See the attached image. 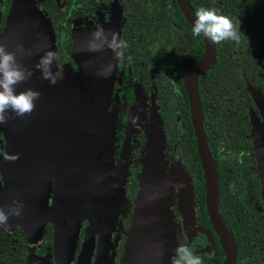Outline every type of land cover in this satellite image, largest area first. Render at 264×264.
Instances as JSON below:
<instances>
[{
    "label": "flooded vegetation",
    "instance_id": "1",
    "mask_svg": "<svg viewBox=\"0 0 264 264\" xmlns=\"http://www.w3.org/2000/svg\"><path fill=\"white\" fill-rule=\"evenodd\" d=\"M4 1L0 0V12ZM35 1L43 10L55 7L56 11H51L55 12L51 21L54 29L56 64L64 68L67 66L69 73L75 72L77 66L70 56L73 30L87 24L90 28L96 29L99 23H106L110 15L112 1L93 0L92 9L89 11L74 6L75 11L69 17L65 27L62 14L64 11L63 0H59L60 6L56 4V0ZM96 12L101 14L97 15ZM2 25L3 23L0 22V31ZM119 38L126 41L128 47L125 50L124 61L114 59L115 67L104 110V119L110 126L103 130L98 142L100 144L107 142L109 177L117 175L118 172L121 173L120 169L123 171V168L126 177L122 183L117 180L118 197L110 207L111 219L106 230L105 252L103 251L102 254L104 264H119L122 255L138 187L136 177L141 171L145 153L143 150L144 130L150 105L154 106L157 121L160 120L158 123L160 122L164 134L166 167L163 171L169 173L168 170L173 164L175 154H177L187 177L191 174L187 163L189 151L186 139L187 127L189 126L191 129L193 140L194 133L184 77L187 70L201 59L196 60L192 65H186L188 61L194 60L197 56L196 53L190 52L196 45V41L188 36L184 46L174 42L168 50L166 47L159 50V43L155 46L151 45L149 41L141 38L140 34L137 35L132 31L123 34L121 31ZM199 41L203 46L201 39ZM187 49L190 57L186 55V58L180 55ZM255 64L257 66L256 76L259 81L257 86H250L244 90V107L247 119L243 122H236L237 129L233 128L235 133L233 144L234 151L237 152V163L241 164L242 159L243 161L248 159L254 167L251 174L256 176L257 180H249V174L246 175L245 168H237L235 173L239 178V187H237L233 198L237 205L242 203L244 207H252L255 213L262 216L264 222L253 137L255 129L261 131L264 136V104L260 106L254 98L257 96L264 103L263 53L256 55ZM211 67L196 76L193 89L198 88L208 92L210 82H204L203 76L207 75V71ZM134 118L138 119L132 123ZM201 127L206 140L202 121ZM6 135H9V129L0 125V208L7 212L9 206H16L15 202H19L22 205V210L18 217L10 215L7 225H0V264H97L99 251H101L100 236L102 231L100 226L103 216L99 218L100 224L97 227L94 225L92 228L87 217L79 218L74 222V214H65L63 219L68 226L63 227L65 236L63 235L64 240L61 244L59 239H56V227L59 220L55 221L54 214H52L57 212L54 211L55 206L53 207V177L50 176L46 182L37 185L32 181L36 176H31L25 167L22 168L23 162L20 158L9 161L12 164L13 174L6 175L3 168L8 160L4 159L3 154H10ZM171 189H173L171 209L174 221L175 249L179 245L186 244L195 255L201 258L203 264H213L212 255L216 253V247L210 232L198 224L196 213L197 234L186 238L182 236L181 231L185 228L178 215L174 184ZM56 208L58 209V202ZM223 258L224 254L220 264H223Z\"/></svg>",
    "mask_w": 264,
    "mask_h": 264
},
{
    "label": "water",
    "instance_id": "2",
    "mask_svg": "<svg viewBox=\"0 0 264 264\" xmlns=\"http://www.w3.org/2000/svg\"><path fill=\"white\" fill-rule=\"evenodd\" d=\"M111 1L110 8H120L118 0ZM175 1L192 28L195 13L189 1ZM122 21L118 13L117 34ZM73 35L72 49L77 36ZM199 38L203 45V55L185 73L184 84L202 170L206 215L222 248L223 264H234L235 243L218 212L215 163L203 134L200 109L193 89L196 76L209 69L214 62V45L203 36ZM0 44H4L8 51H16L17 46L33 50L31 57L17 56L26 68L32 70L33 75L29 80L18 84L16 91L32 88L41 93L40 98L35 101V109L31 115L16 117L9 112L12 118L6 125L0 124L9 129L6 138L10 155L19 154L23 162L22 168L25 167L31 176H36L32 181L37 185L46 182L50 176L53 177V207L55 206L54 211L57 212L52 214L55 221L59 220L56 239L61 243L65 236L63 227L68 226L63 219L65 214H74V222L87 217L92 228L100 224L99 218L103 216L100 226L102 243L97 264H104L102 254L105 252L106 230L111 219L110 207L118 197L119 185L115 177H109L107 142L100 144L98 141L108 126L104 119V110L114 68L106 78L96 73L106 65L104 60L110 55L104 50L100 51L98 58L92 54L83 55L85 60L78 62L75 72L69 73L63 67L64 78L55 85L41 79L40 71L33 66L39 56L52 50L54 35L50 23L37 9L33 0H13L6 23L0 32ZM35 46L40 48L39 52H35ZM107 61V64L111 63V60ZM112 63L114 65V58ZM52 70H56L54 62ZM157 133L159 134L158 131ZM253 137L264 214V136L255 129ZM163 144L164 136L145 150L141 171L136 177L138 187L119 264H171L174 256V221L170 194L174 178L160 167ZM11 167L12 164L8 161L3 168L6 175L13 174ZM187 179L192 200L191 184L188 177ZM70 227L72 229V223ZM161 252L162 255H159Z\"/></svg>",
    "mask_w": 264,
    "mask_h": 264
},
{
    "label": "trees",
    "instance_id": "3",
    "mask_svg": "<svg viewBox=\"0 0 264 264\" xmlns=\"http://www.w3.org/2000/svg\"><path fill=\"white\" fill-rule=\"evenodd\" d=\"M33 1L50 23L54 35L51 17L55 16V12L51 11L55 10V7L43 10L35 3V0ZM92 1L63 0V26L67 25L69 17L73 15L74 6L89 11L92 9ZM97 1L107 2L108 0ZM188 1L194 13L200 7L214 8L231 18L234 24L239 21V31L243 34L239 42L227 40L219 44L213 43L214 63L207 71V75L203 76L204 82H210L208 92L198 88L195 90L207 146L215 163L218 212L235 243L234 264H264L263 218L255 213L252 207H244L242 203L237 205L233 198L239 187V178L235 173L237 168H245L246 175L249 174V180H257L256 176L251 174L254 167L248 159L246 161L242 159L241 164L237 163V152L234 151L233 144L235 136L233 128L237 129V121L243 122L247 119L244 90L250 86H257L259 81L256 76L255 57L259 53L264 54V0ZM12 2L13 0H5L3 3L0 12L2 29ZM118 4L123 20L119 37L121 31L122 34L132 31L137 35L140 34L141 38L149 41L151 45L155 46L159 43V50L164 47L168 50L174 42L184 46L188 36L196 41V45L190 52L196 53L197 56L194 60L189 59L186 65H192L202 58L203 46H201L199 36L192 35V28L183 17L175 0H118ZM52 51L55 52V45ZM180 55L190 57L189 50L187 49ZM187 128L186 139L189 145L187 163L191 169L188 177L191 184L194 214L196 213L198 224L212 236L216 247V253L212 255L213 264H220L223 252L206 215L202 170L191 129L189 126ZM240 165L241 167H238Z\"/></svg>",
    "mask_w": 264,
    "mask_h": 264
},
{
    "label": "clouds",
    "instance_id": "4",
    "mask_svg": "<svg viewBox=\"0 0 264 264\" xmlns=\"http://www.w3.org/2000/svg\"><path fill=\"white\" fill-rule=\"evenodd\" d=\"M192 35L203 36L214 44H219L227 40L239 42L241 35L239 31V21L233 23L231 18L219 13L214 8L200 7L195 12V20L192 23ZM128 44L121 40L115 31L104 29L103 25H97L96 29L90 33L88 40L83 47L75 49L81 51H103L105 48L111 50L116 61L125 60V50ZM40 48L35 46V52ZM31 57L32 49H24L17 46L16 51L6 50L4 44H0V124L6 125L12 117L9 112L14 113L16 117H25L31 115L35 109V101L40 98L41 93L32 88H26L17 92L16 86L29 80L33 72L26 68L17 56ZM56 62V53L52 50L46 51L39 56L34 68L41 73V79L47 80L51 85H55L64 78L63 67L55 63L56 70L53 71V62ZM115 65L109 63L97 71V75L108 77ZM134 118L132 123L136 122ZM4 159L15 161L19 159V154H3ZM182 187V185H179ZM16 206H9L8 211L0 208V225H7L9 216H20L22 205L15 202ZM162 255V252L159 253ZM171 264H203L201 258L195 255L186 244L179 245L175 249V256L171 258Z\"/></svg>",
    "mask_w": 264,
    "mask_h": 264
},
{
    "label": "rangeland",
    "instance_id": "5",
    "mask_svg": "<svg viewBox=\"0 0 264 264\" xmlns=\"http://www.w3.org/2000/svg\"><path fill=\"white\" fill-rule=\"evenodd\" d=\"M56 4H58V6L61 5L59 0H56ZM111 11H114V12L111 13ZM98 12H99V10H98ZM98 12H96V14L100 15L101 13H98ZM118 13H119V19L121 20V18H122L121 9L119 7H117L116 9L111 8L110 15L108 16L106 23H103V24L99 23V25H103L104 29H106V30H111V31L114 30L116 32V29H117L116 26L119 23V22H117L118 21ZM121 26H122V22L120 23L119 33L121 30ZM112 28H113V30H112ZM94 30L95 29H93V27L90 28V26L88 24L83 25L82 27H79V28H76L73 30L74 35L76 34L77 36H76V40L74 42L73 49L71 47L72 50H71L70 54H73V56H71V59L73 60V62L76 64L77 67H78V62L80 60H82V59L85 60V58H83V55L87 54L90 56V54H92V56H95L96 58H98V55L100 54V51H96V52L87 51V50L81 51V52L75 51L76 48L84 46L85 42L88 40V38L90 36V33ZM104 51L110 55L106 58V60H104V63L107 65V62H108L107 60H111V63H112L113 58H114L113 53L111 52V50H109L107 48H105ZM105 57H106V55H105ZM66 67H65V69L68 71V68H66ZM254 98H255L257 104H259L260 106H262L264 104L260 101V99L257 96H255ZM136 112H137V109H136ZM158 121H160V120H158ZM107 124H108V126H110L109 123H107ZM145 125H146V128L144 130L145 141L143 144V150L144 151L148 150L149 146L151 144H156L164 136L163 131L161 129V124H160V122L159 123L157 122V113L155 112L153 105H150V107H149V115L147 117V121H146ZM157 131L159 132V134L157 133ZM165 157H166L165 147L163 144L162 157H161L162 162L160 163V167L163 170L166 167ZM120 170H121V173L118 172V174L114 175L113 177H115L120 183H122V181H124V179L126 177V174H124L125 173L124 168H123V171H122V169H120ZM168 172L174 178L172 184H174V194L176 196V206L178 209V215L180 216L182 223H183V227L185 228V229H182V231H181L182 236L184 238L189 237V236L191 237V236L197 234V227H196V223H195V219H194L195 217H194V213H193V205H192L191 195H190V191H189V182L187 179V175L183 169L182 163H181L177 154H175L173 164L169 168ZM179 185H182V187H179ZM172 190L173 189H171L170 194H171Z\"/></svg>",
    "mask_w": 264,
    "mask_h": 264
}]
</instances>
